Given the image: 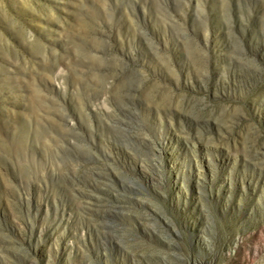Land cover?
<instances>
[{
	"label": "rangeland",
	"instance_id": "obj_1",
	"mask_svg": "<svg viewBox=\"0 0 264 264\" xmlns=\"http://www.w3.org/2000/svg\"><path fill=\"white\" fill-rule=\"evenodd\" d=\"M0 264H264V0H0Z\"/></svg>",
	"mask_w": 264,
	"mask_h": 264
}]
</instances>
